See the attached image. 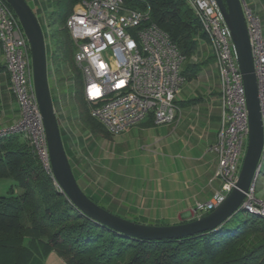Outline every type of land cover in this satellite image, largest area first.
Wrapping results in <instances>:
<instances>
[{
  "label": "built area",
  "instance_id": "obj_1",
  "mask_svg": "<svg viewBox=\"0 0 264 264\" xmlns=\"http://www.w3.org/2000/svg\"><path fill=\"white\" fill-rule=\"evenodd\" d=\"M184 2L208 38L219 76L222 106L218 141L211 149L218 157L215 178L220 181L221 190L211 201L197 203L194 214L201 218L220 206L235 188L250 129L243 76L231 33L216 0ZM244 9L264 113L262 22L246 5ZM67 27L76 46L74 64L82 75L90 115L111 135H120L149 117L157 126L176 122L180 114L178 97L186 83L182 73L187 59L167 33L150 23V11L128 9L124 0L83 1L75 6ZM0 45L10 91L19 107L13 131L22 135L62 193L52 171L36 97L30 44L18 17L4 0H0ZM263 168L264 148L260 175ZM257 184L258 178L246 194L241 210L264 219V204L256 198Z\"/></svg>",
  "mask_w": 264,
  "mask_h": 264
},
{
  "label": "trees",
  "instance_id": "obj_2",
  "mask_svg": "<svg viewBox=\"0 0 264 264\" xmlns=\"http://www.w3.org/2000/svg\"><path fill=\"white\" fill-rule=\"evenodd\" d=\"M83 1L93 0L57 1L62 7L63 28L57 33L56 46L61 60L70 63L75 72L76 92L69 101L72 99L83 111L81 115L92 132L108 135L90 115L82 75L74 64L76 46L67 27L75 6ZM124 1L128 9L150 11V23L171 37L187 61L207 39L184 0ZM47 50L49 55V46ZM204 67L187 64L182 73L186 82L195 80ZM3 73L8 74L6 66H0ZM201 99L177 104L190 107ZM1 179H11L16 185L7 196H0V264H45L52 252L65 264H264V219L243 210L213 231L162 241L127 236L90 219L56 189L20 133H0ZM127 220L144 223L139 218Z\"/></svg>",
  "mask_w": 264,
  "mask_h": 264
},
{
  "label": "crops",
  "instance_id": "obj_3",
  "mask_svg": "<svg viewBox=\"0 0 264 264\" xmlns=\"http://www.w3.org/2000/svg\"><path fill=\"white\" fill-rule=\"evenodd\" d=\"M26 1L29 5H33L35 10L32 9L38 19L50 11L48 7L50 2L48 1L46 4L42 0ZM261 1L243 0V5H246L252 14L259 16ZM263 21L261 20L264 34ZM0 66H6L1 45ZM214 69L212 70L211 77L204 74V79L210 80L216 74L214 79L217 76L218 81L215 65ZM62 71L64 73L62 83L67 85L69 84L67 73H65L67 71L65 68H62ZM56 76L53 67L49 66L51 87V81L54 87H57V82H55L57 81L55 79ZM9 85L8 74H0V106L8 112L12 109L11 104L8 102L9 97L12 96ZM195 95L196 93L190 91L189 87L183 86L178 97V103L196 98H202L201 101L190 107H180L178 105L180 107V114L176 122L164 125L172 128L173 135L165 139L157 138V141L153 143L154 145H151L149 148L151 149L149 151L155 154V147L158 144L164 153L166 149L172 151V153L184 152L186 159L181 163L180 167L178 164H173L166 160L159 161V157L155 158L157 162L154 164L148 165V161L145 162L143 166L145 175L138 187H136V183H131V186L128 187L126 182H124V176L117 172L121 168L124 169L126 164H121L118 161L116 165L115 157L109 155H104L101 162H98L94 157L96 153L98 154L97 151H93L95 154L92 153L91 159H84L82 161L86 163V168H83L89 173L88 175L84 174L82 167L76 164L73 157V154H75L74 149L70 151V144L66 142L64 132L60 127L72 170L82 190L85 193H89L93 201L94 198H97L99 203L105 204V209L113 214L127 219L139 218L144 221L143 224L157 225L167 222L168 225H176L198 219L194 214L197 203L211 201L215 193L221 190V183L215 178L218 157L211 149L218 141L222 106L219 91H217V95H213V93L197 97ZM57 96H53V99L59 121L58 107L68 103V98L62 99L65 97L61 95ZM150 121H153L152 117L129 127L120 135L115 136V138L120 137L123 139L124 135L129 131L131 132L132 129L150 132L157 126L154 121L153 124H148ZM182 144L183 150L179 147ZM117 145H122V142H117ZM78 156L80 155L78 154ZM177 157L178 155L175 158ZM146 158L148 157L146 156ZM114 168L116 174L113 172ZM260 178L259 175L258 184H260L261 188H259L257 197L260 201L264 202V180L260 182ZM45 264L65 263L55 252H52L45 259Z\"/></svg>",
  "mask_w": 264,
  "mask_h": 264
},
{
  "label": "water",
  "instance_id": "obj_4",
  "mask_svg": "<svg viewBox=\"0 0 264 264\" xmlns=\"http://www.w3.org/2000/svg\"><path fill=\"white\" fill-rule=\"evenodd\" d=\"M18 17L31 48L33 81L46 130L52 171L62 194L83 215L117 232L147 241L184 239L219 228L241 211L253 182L259 177L264 148V113L242 0H216L231 33L240 72L243 76L249 118V138L238 182L223 203L208 215L176 225L140 224L100 207L79 185L72 170L57 118L49 80L46 35L26 0H4Z\"/></svg>",
  "mask_w": 264,
  "mask_h": 264
},
{
  "label": "rangeland",
  "instance_id": "obj_5",
  "mask_svg": "<svg viewBox=\"0 0 264 264\" xmlns=\"http://www.w3.org/2000/svg\"><path fill=\"white\" fill-rule=\"evenodd\" d=\"M47 1L50 2L48 4L50 11H48V13L39 18V22L42 26L45 35L47 36V46L50 47L51 51V53L48 55V60L50 61L49 66L53 67L54 72L57 75L55 78L57 80L55 81L57 82V87H54L53 82L51 81V90H53L52 96L61 95L62 97H65L62 99L68 98V103L58 107V114L60 115L59 124L62 131L64 132L66 142L70 144H68L70 151L74 149V160L76 161V164L78 166L82 167L83 173L86 175L89 174L84 169L86 168V163L82 161L84 159H91L90 156H92V153L95 154L93 151L98 152V154L96 153L94 156L98 162H101L102 157H104V155H109L115 157L116 165L118 161H120L119 163L121 164H126L124 169L121 168L117 172L120 175L124 176V182H126L128 187L131 186V183H136V187H138L142 183L141 180H143V177L145 175V171L143 170L145 162L148 161V165L154 164L157 162V159L155 160V158L157 157H159V161L166 160L173 164H178L180 167L181 163L186 159L184 152L172 153V151L166 149L164 153V151L161 150V147L158 144L155 147V154L150 152L151 149H149L151 145H154L153 143L157 141V138L165 139L169 136H172V128L160 125L153 128L150 132L132 129V131L126 133L124 135V138L122 139L120 137L115 138V136L110 135L108 131H106L108 135L102 133H94L86 125L83 116L81 115V112L83 111L80 110V107H78V105L74 103L72 99L69 101V97H71L76 92L75 72L70 66V63H65L61 60L60 55L57 51V33L63 28L61 21L62 7L57 3L58 0H42V2H44L45 4L47 3ZM30 6L31 8H33L32 4ZM255 16L259 17L262 21L264 20V0H262L260 3L259 16ZM203 43H201V45L199 46L197 54L190 61H186L183 67V69H185V66L189 63L192 65L205 66L195 80H193L192 82L185 83V86L189 87L190 91L196 93L195 97L200 95L205 96V94L207 93H213V95H217V91H219L220 85L219 76L218 81L217 76L216 79H214L216 74H214V78L210 80L204 79V74L209 75L211 77L212 70H215V59L213 53L211 52L208 38ZM205 63H207L208 65H206ZM62 68L66 69L67 72L65 73H68L67 77H71L70 83L67 85L62 83V79L64 76ZM8 102L9 104H11L12 107L9 112L0 106V133H18L17 131H13V129L16 127L15 125L17 124L19 119V107L13 95L9 97ZM117 142H122V145H117ZM159 143L161 144V142ZM179 147L181 148V150H183V144ZM78 154L80 156H78ZM176 155H178L177 158H175ZM146 156L149 159L146 158ZM113 172L116 174L115 168ZM260 177L261 182L262 180H264V168ZM15 185L16 182L11 179H1L0 196H7L11 187ZM259 185L260 184H257L256 188L257 199L259 188H261V186ZM16 192L18 193L19 189H16ZM85 194L89 198H92L89 193ZM94 202L105 209V204L99 203V200L97 198H94ZM258 202L264 204V202L260 201L259 199ZM157 225L164 226L168 225V223L163 222Z\"/></svg>",
  "mask_w": 264,
  "mask_h": 264
}]
</instances>
